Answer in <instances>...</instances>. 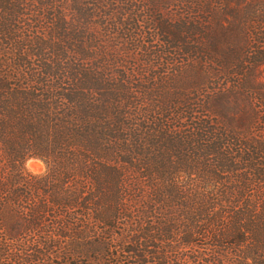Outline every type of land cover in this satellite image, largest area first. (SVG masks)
Returning <instances> with one entry per match:
<instances>
[{
    "label": "trees",
    "instance_id": "trees-1",
    "mask_svg": "<svg viewBox=\"0 0 264 264\" xmlns=\"http://www.w3.org/2000/svg\"><path fill=\"white\" fill-rule=\"evenodd\" d=\"M0 264H264V0H0Z\"/></svg>",
    "mask_w": 264,
    "mask_h": 264
},
{
    "label": "rangeland",
    "instance_id": "rangeland-1",
    "mask_svg": "<svg viewBox=\"0 0 264 264\" xmlns=\"http://www.w3.org/2000/svg\"><path fill=\"white\" fill-rule=\"evenodd\" d=\"M24 168L32 174H41L46 167L42 160L30 158L24 163Z\"/></svg>",
    "mask_w": 264,
    "mask_h": 264
}]
</instances>
